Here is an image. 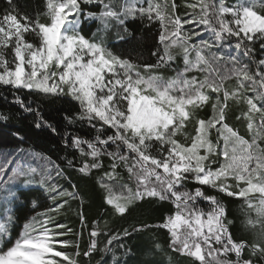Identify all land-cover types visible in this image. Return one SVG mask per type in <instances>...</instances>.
Listing matches in <instances>:
<instances>
[{"label": "snow or ice", "instance_id": "1", "mask_svg": "<svg viewBox=\"0 0 264 264\" xmlns=\"http://www.w3.org/2000/svg\"><path fill=\"white\" fill-rule=\"evenodd\" d=\"M5 4L0 86L12 90L9 102L33 116L32 128L52 134L57 127L32 97L74 102L78 111L62 110L63 119L86 121L95 136L65 132L58 163L12 132L15 146L0 149V264H92L97 253L96 264H162L157 239L139 253L125 243L153 230L166 232L167 248L190 264H264V0H44L35 15L15 0ZM137 20L158 23L154 62L108 44L113 29L117 42L135 39L129 24ZM85 21L97 24L90 37ZM207 108L211 115H200ZM10 119L0 112V122ZM73 172L100 173L104 215L172 208L155 224L114 230L102 215L89 226ZM218 194L242 201L251 240L233 235L235 220ZM73 201L79 231L65 222ZM21 209L30 214L14 234Z\"/></svg>", "mask_w": 264, "mask_h": 264}, {"label": "trees", "instance_id": "2", "mask_svg": "<svg viewBox=\"0 0 264 264\" xmlns=\"http://www.w3.org/2000/svg\"><path fill=\"white\" fill-rule=\"evenodd\" d=\"M177 4L182 5L183 0H176ZM19 9L22 12H26L29 15H35V13L42 9L44 0H15ZM6 7L5 0H0V11ZM179 14L183 15L185 8L181 6L178 9ZM97 24L95 22L85 21L82 25L83 34L90 37L92 33L96 30ZM129 30L135 34V39L130 40L128 43L117 42L116 30L113 29L107 36L108 44L118 53L123 54L127 58H131L136 62L149 61L154 62L155 58L151 56V52L155 49L158 40L159 27L158 23L151 26H146L145 23L137 20L134 23L129 24ZM258 47V46H257ZM166 75H171V73H166ZM23 95L27 98L29 95L26 91ZM7 97V99H5ZM12 98V90L0 86V112L10 114L12 119H10L6 124L0 122V149L10 148L15 146L16 141L12 136V132L16 129H20L21 134L27 136L28 141L36 145L38 149H43L46 151L53 160H58V157H63L65 155V149L61 143L63 134L65 132L76 133L85 138H92L95 136V131L92 129L87 122L77 121L74 124H68L66 120L63 119L65 109L71 107L72 111H78V105L74 102L71 106L63 103L62 101H57L56 103H51L43 98L33 96V100L40 103L41 112L45 119H48L53 123L59 134H52L48 130H36L32 128L33 116L31 114H26L21 112L18 105L12 104L9 101ZM35 106V104L33 105ZM19 113V116L17 115ZM202 116L211 115V109L207 108L200 113ZM230 122H234L230 119ZM241 131L244 128L241 124H238ZM71 149L68 150L71 153ZM107 163V160L105 161ZM100 173H94L91 177H81L79 174L73 172L71 176V182L77 184L80 190L85 193L84 203H83V213L86 217L87 224H91L98 220L102 215L104 220H107L109 227L114 230H120L122 228H128L130 225L138 223L140 220H144L147 223L155 224L159 222L161 215L168 209L172 208V205L165 203L163 206H150L145 205L142 209L137 210L131 216H126L125 218L120 217H110L109 215H104V208L101 200V192L96 185V178ZM191 187V185H189ZM213 194H216L213 192ZM223 202L228 208V214L230 219L235 220V227H233L232 232L236 238H245L251 240V235L245 232L241 226L242 215L239 211L241 200L232 197H226L223 194H218ZM200 206L208 209L209 205L207 202L201 201ZM80 205L78 201L72 202L71 211L66 214L65 222L69 224L73 229L79 231L81 228L79 217L77 211ZM30 214L29 209H21L18 215L20 216V222L15 225L13 232L17 234L23 223V218L25 215ZM103 223V222H101ZM88 231L89 228L84 229V235L82 244H86L88 241ZM145 232L142 234H134L131 239L125 241L129 246L133 248L134 253H139L143 247L149 244L150 240L157 239L165 249V252L157 257L162 264H190V261L177 253H173L167 248L168 237L166 232L160 231ZM103 240V238H101ZM101 246H103L101 244ZM101 254L97 253L92 260V264H96L97 261L101 260ZM171 258V260H169ZM105 259H110V257H105ZM86 264V262H82ZM130 264H134V261H130Z\"/></svg>", "mask_w": 264, "mask_h": 264}, {"label": "rangeland", "instance_id": "3", "mask_svg": "<svg viewBox=\"0 0 264 264\" xmlns=\"http://www.w3.org/2000/svg\"><path fill=\"white\" fill-rule=\"evenodd\" d=\"M242 219H243V217H242ZM250 234V233H249ZM251 235V234H250ZM251 239H252V236H251Z\"/></svg>", "mask_w": 264, "mask_h": 264}]
</instances>
